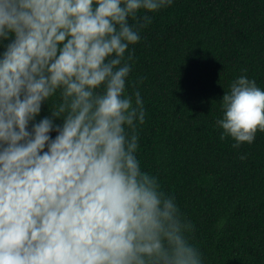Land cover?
<instances>
[{"label": "clouds", "instance_id": "obj_1", "mask_svg": "<svg viewBox=\"0 0 264 264\" xmlns=\"http://www.w3.org/2000/svg\"><path fill=\"white\" fill-rule=\"evenodd\" d=\"M173 2L0 0V264H204L175 197L141 168L145 110L127 93L129 46L151 23L129 19ZM221 109L234 148L264 132L254 79H235Z\"/></svg>", "mask_w": 264, "mask_h": 264}, {"label": "trees", "instance_id": "obj_2", "mask_svg": "<svg viewBox=\"0 0 264 264\" xmlns=\"http://www.w3.org/2000/svg\"><path fill=\"white\" fill-rule=\"evenodd\" d=\"M145 14L127 79L145 110L141 168L175 197L204 264H264V132L234 148L216 126L235 79L264 89V0H174L129 23ZM48 114L45 104L37 120Z\"/></svg>", "mask_w": 264, "mask_h": 264}]
</instances>
